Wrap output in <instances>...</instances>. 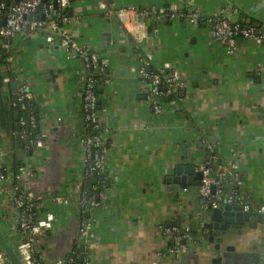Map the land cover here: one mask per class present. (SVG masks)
<instances>
[{"label": "crops", "instance_id": "0c3cea01", "mask_svg": "<svg viewBox=\"0 0 264 264\" xmlns=\"http://www.w3.org/2000/svg\"><path fill=\"white\" fill-rule=\"evenodd\" d=\"M106 1L114 10L127 6L158 10L179 4L204 17L225 15L233 25H240L244 15L264 29V0ZM69 11L73 38L108 62L109 83L99 95L100 120L109 129L108 178L105 187L95 192L99 206L91 212L95 232L91 264H180L182 260L209 264L204 256L166 255L172 242L164 229L178 222L197 228L202 212L199 197L197 202L193 198L198 188L175 194L165 179L177 165H196L198 170L206 144L211 143L221 160L237 165L244 194L255 204L264 203V41L240 37L236 53L228 55L205 21L193 27L154 16L145 21V35L138 40L115 14L100 11L92 0H73ZM46 32L25 28L0 65V154L2 168L10 171L9 153L18 141V122L10 120L17 114L13 85L18 89L25 83L33 94L32 110L44 145L22 159L35 173L31 189L38 211L56 215L55 229L41 234L37 248L44 264H62L74 248L83 247L78 205L85 174L82 78L87 72L83 61L59 41L48 44ZM149 55L151 70L169 64L186 82L179 101L167 98L161 114L153 111L149 83L138 75ZM13 192L11 180L0 181V232L22 260L16 249ZM58 196L69 203H54ZM263 224L257 225L261 231ZM258 239L261 247H242L241 254L223 256L220 264H264L263 231ZM84 252L85 248L80 256Z\"/></svg>", "mask_w": 264, "mask_h": 264}, {"label": "built area", "instance_id": "2783aa9c", "mask_svg": "<svg viewBox=\"0 0 264 264\" xmlns=\"http://www.w3.org/2000/svg\"><path fill=\"white\" fill-rule=\"evenodd\" d=\"M92 1L97 3L100 11L106 12L108 15L115 14L138 40H141L145 35V21L155 16L166 21L182 20L193 27H198L205 21L210 26L212 36L221 42L228 55L236 53L238 49L237 39L240 37L257 40L260 43L264 41V33L256 34L253 27L244 28L239 24L233 25L225 15L221 14L204 17L199 11L188 6L173 4L168 8L158 10L127 6L114 10L109 7L106 0ZM224 1L230 2L231 0ZM70 3L71 0H46L45 2L43 0H0V40L3 49L8 50L12 46L13 40L19 37L24 32L26 25L29 24L31 31H47L46 40L48 44L51 45L59 41L65 51L73 56H78L84 63L87 72L82 78L86 128L82 141L85 152V174L78 213L80 219L79 240L85 248V252L81 254L83 256L82 262L91 264L92 258L95 256L94 220L91 217V212L99 206V202L95 197V192L91 195L87 194L86 186L94 176L102 178V185L106 183L109 155V147L105 138L109 129L100 120L96 80L91 71L100 66L99 71L106 73L108 62L102 61L88 47L80 45L69 32L68 26L71 23V17H68L65 12L69 10ZM38 8L40 9L39 13L36 12ZM56 12L57 14H55ZM29 16L33 18L37 16L38 19H33L29 23L27 20ZM45 20L49 21L45 22ZM4 21L5 25H3ZM149 61H151L150 55L145 64L138 68V75L149 83L148 97L152 102L153 111L155 114H161L165 98H170L183 91L186 88V82L175 67L165 64L151 70ZM6 81L8 82V79ZM105 83H109V81L106 80ZM32 100L33 94L27 85L25 83L19 85L17 104L21 113L20 138L24 142L26 151L41 148L44 145L40 137L34 136V130L38 128V124L32 110ZM205 151L206 156L198 167L202 173L201 186L197 189L201 212L230 205L241 207L244 212L252 211L257 215L264 216V203L255 204L244 194V183L235 162L221 160L216 154L215 144L207 143ZM1 158L2 155L0 154V181L5 182L11 180V176L2 169ZM34 176L32 167L20 168L17 180L21 181V188L13 186L18 221L16 249L24 264H44L37 246L41 234L53 231L56 222V215L53 211L46 213L38 211V202L35 200L31 189V181ZM93 189L96 188L93 187ZM52 201L60 205L69 203V200L63 196L54 197ZM6 225L7 222H4L3 226ZM198 226L202 228L203 221L200 220ZM191 229L192 226L190 225L183 227L174 225L164 229V233L171 238L172 242L166 251L167 256L178 258L188 252V243L194 241ZM0 264H9L4 251L0 253ZM62 264H75V262L70 259Z\"/></svg>", "mask_w": 264, "mask_h": 264}, {"label": "water", "instance_id": "95a60500", "mask_svg": "<svg viewBox=\"0 0 264 264\" xmlns=\"http://www.w3.org/2000/svg\"><path fill=\"white\" fill-rule=\"evenodd\" d=\"M46 0H43V2H45ZM73 0H71L72 2ZM40 9L38 8L36 10L37 13H39ZM33 19H38V17H32L29 16L27 17V20L29 21V23L32 22ZM44 19V18H42ZM252 18H250L248 16V24H251ZM3 25H5V21L3 22ZM251 26L253 28H255L256 34L259 33V28H258V22L254 21ZM26 31L29 32L30 31V25L27 24L26 26ZM6 50H3L2 54H0V65L3 63V59L6 57ZM49 74L52 75V73L50 72ZM14 88V97H13V101L17 104V85L14 84L13 85ZM15 111L17 112V114H15V116H10V120L13 122H19L20 120V114H19V106L18 104L15 107ZM20 124L18 123L15 126V131L17 134V140H20ZM12 128L14 129V124L12 126ZM37 131L39 133V129L37 128ZM32 154V152H30V155ZM201 179H202V173L197 170V166L196 165H187V166H182V165H177L174 168V174L169 176L168 178L165 179V182H167L168 186L172 188V191L175 192V194L178 193V190L181 189H188V188H198L199 186H201ZM211 210V209H210ZM211 219L214 223H220V226H222V236H228V233L230 232V229H236L238 226H242L244 224H250L252 226V228H256L258 224L262 223L264 221V219L260 216H258L257 214L253 213L252 211L249 212H244L243 209L241 207H237V206H230V205H223L218 209L212 210V214L210 215V217L206 218L203 217L201 218V221H203V226L201 229H203L204 226V221ZM175 224H171V226H174ZM178 227H180V222H178L176 224ZM230 227H227V226ZM264 229V228H263ZM192 235L197 237L198 232L194 231L192 232ZM0 242L3 245V249L5 251V253L11 258V260H13L14 264H24L22 260H20L18 258V256L15 254L14 252V248L12 246H9L3 237L2 232H0ZM183 244H185V242H183ZM84 251L83 247H80V252L82 253ZM80 261L83 260V256L81 255L80 257ZM222 261V258H220V262ZM180 264H186L185 260H182L180 262Z\"/></svg>", "mask_w": 264, "mask_h": 264}, {"label": "trees", "instance_id": "16d2710c", "mask_svg": "<svg viewBox=\"0 0 264 264\" xmlns=\"http://www.w3.org/2000/svg\"><path fill=\"white\" fill-rule=\"evenodd\" d=\"M66 15L68 17H71V14H70V11L67 10L66 12ZM57 14V12L55 13ZM56 18V17H54ZM248 18L244 17V15H242V22H240V25L244 28H250L252 27L251 24L253 23V21H251V24H248ZM49 20H45V22H48ZM258 28H259V33L263 32L264 33V29L262 27L261 24L258 25ZM2 51L3 49L0 50V54H2ZM99 68L100 66L97 68V69H93L91 71V74L93 76V78L96 80V93L98 95V103H99V95L101 93V90H102V86L104 84H106V73H101V71H99ZM179 98H180V93L175 95V96H172L169 98L170 101L172 100H177L179 101ZM167 98H165L166 100ZM99 108H100V105H99ZM179 109V108H178ZM181 111V109H179ZM34 136L35 137H39V134H38V131L37 129L34 130ZM31 151H34V149H31L29 151H26L25 150V146H24V142L20 139L18 141H14V146H13V150L12 152L9 153V157L13 160V165H12V168L10 171H6L5 168H2L4 170V172H6L7 174H10L11 176V183H12V186H18L21 188V181H18L17 180V175H18V172L20 170V168H23L26 166L24 160L22 159V156H28L30 155V152ZM93 187H95L96 189L94 190ZM105 187V186H104ZM102 186V178L100 176H94L92 180H90L86 186L87 188V194L88 195H91V194H94V192L96 191H100L104 188ZM1 245V244H0ZM80 251L79 249L77 248H74L73 249V253L70 254L69 258L66 260V261H69L70 259H73L75 264H84V262L80 261Z\"/></svg>", "mask_w": 264, "mask_h": 264}, {"label": "flooded vegetation", "instance_id": "af4514ba", "mask_svg": "<svg viewBox=\"0 0 264 264\" xmlns=\"http://www.w3.org/2000/svg\"><path fill=\"white\" fill-rule=\"evenodd\" d=\"M20 119H21V113ZM20 122V120H19ZM18 122V123H19ZM20 126V125H19ZM21 129V127H20ZM185 189H179L178 192H186ZM188 191V190H187ZM212 214V210H207L203 213H201V218L203 217H210ZM198 214H196L195 217H197ZM194 218V217H193ZM198 218V217H197ZM246 224L238 226L236 229H230V232L228 233V236H222L223 230L222 226H220V223H214L211 219L204 221V228L201 229L199 227L195 228L192 227L191 231H197L198 235L197 237H194V244L190 245L188 247V252L184 255L186 256H204V258L209 261V264H220V258L223 256H226V254L221 251V248L223 245L226 244L227 239H229V235L232 233H236V231L242 230ZM194 226V225H193ZM227 227H230L229 225ZM262 231L264 232V224L261 226ZM197 264H200L199 261H197Z\"/></svg>", "mask_w": 264, "mask_h": 264}, {"label": "rangeland", "instance_id": "374dc122", "mask_svg": "<svg viewBox=\"0 0 264 264\" xmlns=\"http://www.w3.org/2000/svg\"><path fill=\"white\" fill-rule=\"evenodd\" d=\"M193 198L194 201L197 202L198 196L196 197V195H193ZM261 235L262 231L259 227L252 228L250 224H246L242 230L236 231V233L229 235V239H227L226 244L222 246L221 251H223L226 255L233 256L234 254H241L242 247H261V242L258 241V238L261 237ZM188 246H190V243H188ZM230 248H234L235 252H231L229 250Z\"/></svg>", "mask_w": 264, "mask_h": 264}]
</instances>
